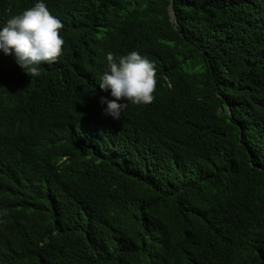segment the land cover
I'll return each instance as SVG.
<instances>
[{
	"label": "trees",
	"instance_id": "1",
	"mask_svg": "<svg viewBox=\"0 0 264 264\" xmlns=\"http://www.w3.org/2000/svg\"><path fill=\"white\" fill-rule=\"evenodd\" d=\"M42 2L59 61L0 51V264H264V0ZM132 51L155 99L114 120L99 82Z\"/></svg>",
	"mask_w": 264,
	"mask_h": 264
},
{
	"label": "clouds",
	"instance_id": "2",
	"mask_svg": "<svg viewBox=\"0 0 264 264\" xmlns=\"http://www.w3.org/2000/svg\"><path fill=\"white\" fill-rule=\"evenodd\" d=\"M62 22L53 16L42 0L22 13L12 16L0 28V51L13 55L17 65L29 77L41 75L40 65L55 64L63 54ZM108 70L102 75L99 88L110 91L113 99L101 96L99 103L106 105L103 114L114 120L121 119L128 103L151 104L157 87L155 65L138 52L106 56ZM5 221L0 220V223Z\"/></svg>",
	"mask_w": 264,
	"mask_h": 264
},
{
	"label": "water",
	"instance_id": "3",
	"mask_svg": "<svg viewBox=\"0 0 264 264\" xmlns=\"http://www.w3.org/2000/svg\"><path fill=\"white\" fill-rule=\"evenodd\" d=\"M170 21L171 23L174 25L175 24V18H174V13H173V10H172V5H171V2H170Z\"/></svg>",
	"mask_w": 264,
	"mask_h": 264
}]
</instances>
